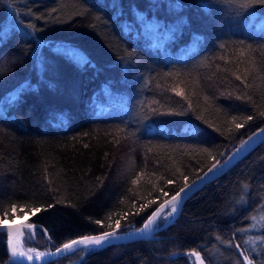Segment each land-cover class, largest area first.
Here are the masks:
<instances>
[{"label": "trees", "instance_id": "1", "mask_svg": "<svg viewBox=\"0 0 264 264\" xmlns=\"http://www.w3.org/2000/svg\"><path fill=\"white\" fill-rule=\"evenodd\" d=\"M244 3L0 0V221L42 225L51 237L35 229L30 240L25 229L24 248L49 251L117 220L118 233L139 228L184 176L207 171L210 154L222 161L264 126V8ZM246 70L250 88L233 75ZM262 240L264 141L149 236L37 264H197L193 249L204 264H240L244 250L264 264ZM5 243L0 234V264Z\"/></svg>", "mask_w": 264, "mask_h": 264}, {"label": "snow or ice", "instance_id": "2", "mask_svg": "<svg viewBox=\"0 0 264 264\" xmlns=\"http://www.w3.org/2000/svg\"><path fill=\"white\" fill-rule=\"evenodd\" d=\"M176 8L183 7L182 4L177 2L174 5ZM245 8H253L254 6L259 8H264V0H245V3L241 5ZM199 7L207 10L209 5L207 3H201ZM55 11V9H53ZM264 27V25H262ZM197 40L201 39V37H195ZM3 41L0 40V45H2ZM241 44L243 42L241 41ZM220 47H224V45H220ZM248 49L251 48V46H247ZM247 49H241V56L244 55V52ZM80 59L83 64L90 63V61L87 59L86 56L83 54H80ZM8 69L7 62L0 63V73L6 72ZM259 71V70H258ZM235 75L236 79L241 81V83L244 85L245 88L252 87L251 84L247 83V77H248V71L246 70L245 75L241 77L240 75L233 73ZM23 90V89H22ZM21 90V91H22ZM173 91H176V89H173ZM178 95H183V92H178ZM208 97H205V100H207ZM237 99H251V97H248L246 94L244 96H238ZM188 110H192V105L189 103ZM159 114V113H158ZM170 114H182V113H170ZM260 117H264V111L259 112ZM254 117L252 115H248L245 117V122L251 121ZM232 122L235 123L236 117L233 116ZM244 125L240 123H236L235 127L237 129L242 128ZM192 132V134H195V130H187ZM219 131V129H217ZM258 132L264 133V129H258ZM257 133L254 132L252 136H249L247 140H241L240 147L234 149V153L236 155L239 154L241 150H243L244 146H246L249 141L252 140L254 136H256ZM207 151V149H205ZM221 157L225 156V153H219ZM212 159L211 166L207 168V171L203 172L202 175L197 174L195 175V179L191 180L189 182L188 176H184V184L183 187H180L178 191H175V194L171 196L170 199L164 200L163 203H161L150 215L147 216V219L143 221V227L135 229L136 233L141 234H147L150 232H153L157 230L161 226H166L168 223L172 222L174 217L181 211V207L183 204V201L192 194L193 190L197 188L198 184H203L209 177L210 174L217 172V171H223L224 168L228 166V164L231 163V160L235 158L234 154H229L227 158L224 159L223 163L220 159H216L215 157H211ZM138 179V178H137ZM51 183V181H49ZM101 183H103L101 181ZM132 183H137V180H133ZM168 184H172V180L167 181ZM243 187L247 188L248 185H243ZM55 191V189H53ZM163 195L167 196V193H162ZM57 203L64 202L63 200H57ZM155 200H151L148 203L141 205L140 211H143L144 209L150 207L152 204H155ZM2 204V202H0ZM28 202L24 203V206H27ZM53 205L49 204L48 207H52ZM75 207V205H71ZM12 209H17L18 205L16 203L11 204ZM170 209V210H169ZM20 211H23V206L20 207ZM29 210L33 212V215L41 211L40 207H32ZM136 215H139V212L135 213ZM95 224L101 225V220H95ZM120 227V221H116V227L112 228L111 231L101 230L98 234L94 235H81L76 239H70L66 243H63L60 247L55 248V252L52 251H38L36 248H23L22 244V238L25 237V229L27 231V237L28 239L32 240L35 238V229H40L43 235H45L49 242H51V237L47 236V229H44L42 225H33L29 224L27 222L22 224H4L2 221H0V234L6 235L7 238V251L9 253L8 259L4 261V264H14L19 259L26 258L28 261H41L44 257L47 256H55L57 254H60L62 252H69L73 251L77 246H83V248H89L91 246H103L105 244L111 243L113 238H116L118 236V229ZM255 227V225H253ZM238 231H243V229H240ZM139 238H144L142 235ZM257 239H261L258 237ZM245 243L251 242V238H249L248 241H244ZM264 242V240H262ZM226 243L231 244L235 249L240 250L241 244L240 243H234L233 241H227ZM248 250L241 251L240 254L242 255L243 259L240 262V264H244L245 261L248 262V264H252V262L249 260V255L246 254ZM189 258L195 257L199 264H204V260L201 258L200 252L196 250H192L191 252L186 254Z\"/></svg>", "mask_w": 264, "mask_h": 264}, {"label": "water", "instance_id": "3", "mask_svg": "<svg viewBox=\"0 0 264 264\" xmlns=\"http://www.w3.org/2000/svg\"><path fill=\"white\" fill-rule=\"evenodd\" d=\"M258 129H264V126H262V127H259ZM258 129H256L254 132H256L257 133V135L256 136H254L253 138H252V140L251 141H249V143L246 145V146H244V148H243V150H241L240 152H239V154L238 155H236L235 153H234V150L231 152V154H234L235 155V158L234 159H232L231 160V163L230 164H228V166L226 167V168H224L223 169V171H217V172H214V173H212V174H210L209 175V177H208V179L203 183V184H198L197 185V188L196 189H194L193 190V192H192V194L195 192V191H197L201 186H203L204 184H207V183H209V182H211V181H213V180H215V179H217V178H219L222 174H224L236 161H238L243 155H245L248 151H250L253 147H255L256 145H258L259 143H261L262 141H264V133H260V132H258ZM254 132H252L249 136H252V134L254 133ZM249 136H247L244 140H247L248 139V137ZM241 145L240 144H238L237 145V147L236 148H238V147H240ZM235 148V149H236ZM229 155V154H228ZM225 158H227V156L225 157ZM224 158V159H225ZM224 159L221 161L222 163H223V161H224ZM191 182V181H190ZM175 194V193H174ZM173 194V195H174ZM191 195V194H190ZM189 195V196H190ZM172 196V195H171ZM171 196L170 197H168L167 199H170L171 198ZM166 200V199H165ZM164 202V201H163ZM163 202H161V203H163ZM160 203V204H161ZM160 204H158L154 209H153V211L160 205ZM152 211V212H153ZM151 212V213H152ZM150 213V214H151ZM147 219V218H146ZM2 223H4V224H19L18 223V221H6V222H2ZM143 227V223H142V225L139 227V228H142ZM94 235V234H93ZM144 236V238L145 237H147V235H149L148 233L147 234H141V233H136L135 232V230H131V231H128V232H124V233H119L118 234V236L116 237V238H113L112 239V241H111V243H109V244H113V243H120V242H124V241H130V240H135V239H143V238H139V237H141V236ZM78 238V237H77ZM74 239H76V238H74ZM6 241H7V238H6ZM105 245H107V244H105ZM5 246H6V252H7V255H9V253H8V251H7V242L5 243ZM60 247V246H59ZM81 247H83V246H77L74 250H76V249H78V248H81ZM92 247H99V246H92ZM73 250V251H74ZM52 252H55V249L54 250H52ZM69 252H71V251H69ZM69 252H62V253H60V254H57V255H55V256H47V257H44L41 261H28L26 258H22V259H19V260H17L16 262H18V263H21V264H36V263H41V262H44V261H48V260H52V259H55V258H57V257H60V256H62V255H64V254H66V253H69Z\"/></svg>", "mask_w": 264, "mask_h": 264}, {"label": "bare ground", "instance_id": "4", "mask_svg": "<svg viewBox=\"0 0 264 264\" xmlns=\"http://www.w3.org/2000/svg\"><path fill=\"white\" fill-rule=\"evenodd\" d=\"M262 142H263V141H262ZM262 142H261V143H262ZM259 144H260V143H259ZM256 146H257V145H256ZM256 146H255V147H256ZM253 148H254V147H253ZM253 148H252V149H253ZM252 149H251V150H252ZM251 150H250V151H251ZM250 151H248L247 153H249ZM247 153H246V154H247ZM246 154H245V155H246ZM245 155H243L242 157H244ZM242 157H241V158H242ZM241 158H240V159H241ZM240 159H239V160H240ZM239 160H238V161H239ZM238 161H236V162H238ZM236 162H235V163H236ZM235 163H234V164H235ZM234 164H233V165H234ZM233 165H232V166H233ZM232 166H231V167H232ZM231 167H230V168H231ZM230 168H229V169H230ZM229 169H228V170H229ZM228 170H227V171H228ZM175 217H176V216H175ZM175 217H174V218H175ZM13 221H18V220H13ZM2 222H6V220H4V221H2ZM137 229H138V228H137ZM134 230H135V229H134ZM151 233H152V232H150V233H148V234L150 235ZM118 234H119V233H118ZM90 235H93V234H90ZM149 235H147V236H149ZM124 242H125V241H124ZM65 243H66V242H65ZM120 243H121V242H120ZM113 244H115V243H113ZM61 245H62V244H61ZM61 245H59V246H61ZM107 245H109V244H107ZM59 246H57V247H59ZM103 246H105V245H103ZM99 247H102V246H99ZM55 248H56V247H55ZM55 248H54V249H55ZM89 248H95V247H92V246H91V247H89ZM54 249H52V250H54ZM52 250H50V251H52ZM71 252H73V251H71ZM71 252H69V253H71ZM66 254H68V253H66ZM66 254H64V255H66ZM64 255H62V256H64ZM62 256H60V257H62ZM60 257H57V258L52 259V260H56V259H58V258H60ZM52 260H48V261H52ZM48 261H44V262H48ZM41 263H43V262H41ZM36 264H37V263H36Z\"/></svg>", "mask_w": 264, "mask_h": 264}, {"label": "rangeland", "instance_id": "5", "mask_svg": "<svg viewBox=\"0 0 264 264\" xmlns=\"http://www.w3.org/2000/svg\"><path fill=\"white\" fill-rule=\"evenodd\" d=\"M170 210V209H169ZM24 248V247H23ZM31 248V247H30ZM24 249H26V248H24ZM38 251H41V252H44L45 250H39V249H37ZM195 262L197 263V264H199V261L197 260V259H195ZM68 264H75V263H68Z\"/></svg>", "mask_w": 264, "mask_h": 264}]
</instances>
